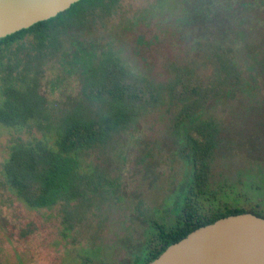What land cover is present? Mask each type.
I'll return each instance as SVG.
<instances>
[{"label":"rangeland","instance_id":"rangeland-1","mask_svg":"<svg viewBox=\"0 0 264 264\" xmlns=\"http://www.w3.org/2000/svg\"><path fill=\"white\" fill-rule=\"evenodd\" d=\"M177 1L119 0L82 33L84 42L107 43L158 94L154 101L144 92L145 105L134 121L81 155V169L90 179L80 196L46 208L23 203L3 175L8 142L43 135L31 125L0 123V264H130L137 245L151 234L149 226L169 215L187 175L173 119L194 96L191 87L213 84L215 68L200 44L207 33L178 20ZM254 22L249 30L264 31V21ZM59 53L43 61L38 75L49 117L42 120V133L48 136L82 99V79L65 73ZM236 96L209 109L221 139L210 161L209 183L217 203L264 213V145L245 134L252 129L234 112L242 105Z\"/></svg>","mask_w":264,"mask_h":264},{"label":"trees","instance_id":"trees-1","mask_svg":"<svg viewBox=\"0 0 264 264\" xmlns=\"http://www.w3.org/2000/svg\"><path fill=\"white\" fill-rule=\"evenodd\" d=\"M118 2L78 0L53 17L0 38V123L11 128L31 125L43 135L9 141L3 164L8 185L29 207H51L59 200L80 196L82 184L90 179L81 169V155L134 121L145 105L144 92L154 101L157 98L158 91L154 95L149 84L141 83L107 43L80 39L95 18ZM177 2L178 20L207 33L200 44L206 45L215 64L214 82L205 89L189 84L186 88L191 87L194 96L186 98L173 119L175 143L187 166L186 179L166 211L169 215L149 226L151 234L137 245L130 264H147L169 244L220 217L250 212L264 218L261 211L216 202V190L209 183L210 161L221 139L219 124L208 115L213 105L239 94L242 105L234 112L251 126L252 131H244L249 140L256 138L264 145V31L247 28L255 20L264 21V0ZM59 51L65 73L82 79V99L59 117L48 136L42 133V120L49 117L38 75L43 61Z\"/></svg>","mask_w":264,"mask_h":264},{"label":"water","instance_id":"water-1","mask_svg":"<svg viewBox=\"0 0 264 264\" xmlns=\"http://www.w3.org/2000/svg\"><path fill=\"white\" fill-rule=\"evenodd\" d=\"M78 0H0V38ZM147 264H264V218L231 214L195 228Z\"/></svg>","mask_w":264,"mask_h":264}]
</instances>
